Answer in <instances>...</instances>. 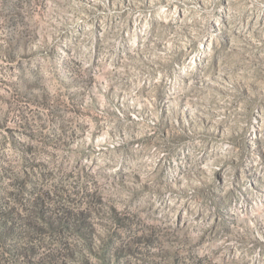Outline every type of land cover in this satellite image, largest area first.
Returning a JSON list of instances; mask_svg holds the SVG:
<instances>
[{"label": "rangeland", "instance_id": "374dc122", "mask_svg": "<svg viewBox=\"0 0 264 264\" xmlns=\"http://www.w3.org/2000/svg\"><path fill=\"white\" fill-rule=\"evenodd\" d=\"M0 264H264V0H0Z\"/></svg>", "mask_w": 264, "mask_h": 264}]
</instances>
